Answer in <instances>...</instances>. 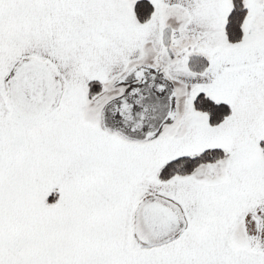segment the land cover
Here are the masks:
<instances>
[{
    "label": "snow or ice",
    "instance_id": "6c2138e0",
    "mask_svg": "<svg viewBox=\"0 0 264 264\" xmlns=\"http://www.w3.org/2000/svg\"><path fill=\"white\" fill-rule=\"evenodd\" d=\"M0 264H264V0H0Z\"/></svg>",
    "mask_w": 264,
    "mask_h": 264
}]
</instances>
